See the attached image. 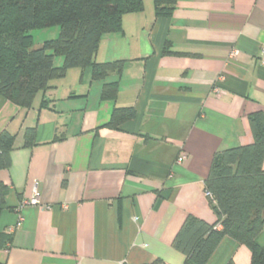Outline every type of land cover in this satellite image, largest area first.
Returning <instances> with one entry per match:
<instances>
[{
    "label": "crops",
    "instance_id": "0c3cea01",
    "mask_svg": "<svg viewBox=\"0 0 264 264\" xmlns=\"http://www.w3.org/2000/svg\"><path fill=\"white\" fill-rule=\"evenodd\" d=\"M174 6L157 16L155 0H144L122 31L102 37L96 59L124 61L120 75L93 80L71 68L29 109L0 94V132L16 134L0 171L9 186L0 264H183L173 241L186 217L216 221L204 184L213 156L251 143L248 116L264 110V0ZM113 81L116 99H102ZM116 106L136 114L112 127ZM35 190L40 204L21 206ZM257 242L264 248V227ZM251 260L225 237L208 264Z\"/></svg>",
    "mask_w": 264,
    "mask_h": 264
},
{
    "label": "trees",
    "instance_id": "16d2710c",
    "mask_svg": "<svg viewBox=\"0 0 264 264\" xmlns=\"http://www.w3.org/2000/svg\"><path fill=\"white\" fill-rule=\"evenodd\" d=\"M175 0H155L156 15H171ZM144 8V0H0V94L23 109L52 81L71 68L88 69L93 80L121 74L122 60L99 62L96 54L105 34L123 30L125 14ZM59 26L55 39L34 47L32 30ZM164 53H171L169 43ZM62 56L61 64L55 58ZM119 82L105 83L101 98L115 100ZM136 114L133 106H116L109 125L118 127ZM254 140L215 152L205 190L216 221L189 214L173 245L185 254L183 264H208L225 237L251 251V264H264L257 237L264 227V110L248 116ZM16 134L0 132V171L9 168ZM28 128L25 144H36ZM8 184L0 178V210L6 207ZM8 240V239H7Z\"/></svg>",
    "mask_w": 264,
    "mask_h": 264
},
{
    "label": "rangeland",
    "instance_id": "374dc122",
    "mask_svg": "<svg viewBox=\"0 0 264 264\" xmlns=\"http://www.w3.org/2000/svg\"><path fill=\"white\" fill-rule=\"evenodd\" d=\"M59 33H60V27L57 25L47 28L32 30V34L34 38V47H39L45 40L57 38L59 36ZM61 60L63 61V57L57 56L55 58V64L59 65L58 63Z\"/></svg>",
    "mask_w": 264,
    "mask_h": 264
},
{
    "label": "built area",
    "instance_id": "2783aa9c",
    "mask_svg": "<svg viewBox=\"0 0 264 264\" xmlns=\"http://www.w3.org/2000/svg\"><path fill=\"white\" fill-rule=\"evenodd\" d=\"M215 91L220 92V89L216 88ZM186 157H187V155L185 153H182L178 156L177 161L183 162L186 159ZM27 204H40V198H39L37 190H35V196L33 198H31L30 200H26L25 202H23L21 206L27 205ZM21 206H19V209ZM21 221H22V218L20 217L16 227L21 225Z\"/></svg>",
    "mask_w": 264,
    "mask_h": 264
}]
</instances>
